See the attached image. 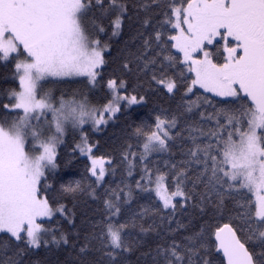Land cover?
Here are the masks:
<instances>
[{"label":"snow or ice","instance_id":"1","mask_svg":"<svg viewBox=\"0 0 264 264\" xmlns=\"http://www.w3.org/2000/svg\"><path fill=\"white\" fill-rule=\"evenodd\" d=\"M41 250L264 264V0H0V264Z\"/></svg>","mask_w":264,"mask_h":264},{"label":"trees","instance_id":"2","mask_svg":"<svg viewBox=\"0 0 264 264\" xmlns=\"http://www.w3.org/2000/svg\"><path fill=\"white\" fill-rule=\"evenodd\" d=\"M48 86L53 87V89L57 91H71L73 88L77 87V85L72 83H52ZM123 123L119 122L114 127H110L105 130L104 133L99 134L101 136L102 142L105 140H112L114 138H119L122 134ZM40 258L47 262V264H63L65 259V255L57 250H53L51 252H44L41 250Z\"/></svg>","mask_w":264,"mask_h":264},{"label":"rangeland","instance_id":"3","mask_svg":"<svg viewBox=\"0 0 264 264\" xmlns=\"http://www.w3.org/2000/svg\"><path fill=\"white\" fill-rule=\"evenodd\" d=\"M48 87H51V86H48ZM51 88H53V87H51Z\"/></svg>","mask_w":264,"mask_h":264}]
</instances>
